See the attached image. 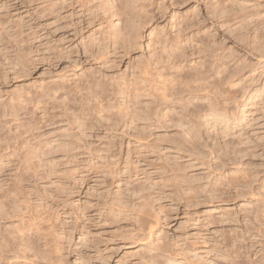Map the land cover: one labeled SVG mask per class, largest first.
Masks as SVG:
<instances>
[{
	"label": "rangeland",
	"instance_id": "obj_1",
	"mask_svg": "<svg viewBox=\"0 0 264 264\" xmlns=\"http://www.w3.org/2000/svg\"><path fill=\"white\" fill-rule=\"evenodd\" d=\"M232 1L146 0L154 22L138 32L142 39L136 47L121 41L119 48L104 40L107 26L119 23L113 0L107 4L113 12H99L101 22L88 21L77 5L69 7L72 0H0V182L21 186L32 204L42 200L40 215L50 208L49 226L62 247L63 264H167L171 242L197 264L203 258L207 264H264V61L258 64L244 52L241 19L249 5L236 0L235 15ZM255 10L264 18V4L249 8ZM181 37L188 40L180 45L187 69L201 61L212 65L218 57L259 65L233 87L211 91L226 99L215 114L224 118L210 116L208 91L186 98L191 102L187 111L201 112L202 119H193L197 127L177 106L163 109L162 116L150 113V82L174 74L166 64L153 63L154 53L161 52L156 42L173 44ZM125 89L131 93L128 106L138 115L132 125L120 115ZM193 146L200 155H193ZM128 156L132 180L123 174L114 183L104 178L103 163L122 157L124 162ZM169 165L180 178L169 179ZM127 180L156 193L151 208L140 209L139 195L124 192ZM230 186L220 203L215 191L228 192ZM210 191L215 195L208 201L200 196ZM107 194H122L130 201L125 200L128 209L114 210ZM144 213L157 223L151 225L150 239L142 232ZM14 224L9 216L1 218L0 234L7 236ZM53 254L40 258L41 264H57Z\"/></svg>",
	"mask_w": 264,
	"mask_h": 264
},
{
	"label": "bare ground",
	"instance_id": "obj_2",
	"mask_svg": "<svg viewBox=\"0 0 264 264\" xmlns=\"http://www.w3.org/2000/svg\"><path fill=\"white\" fill-rule=\"evenodd\" d=\"M108 1H110V0H75V1L72 0V3L70 2L71 4L68 5V6L69 7H73V6L77 5V7L81 10L84 18L86 17V19H87V17H89L87 20L90 21L92 19L99 18V16H100L99 15V12L100 11L102 13L106 14V15H109V13L106 12L109 9H110L109 11H111V5H110V7H107V4L109 3ZM113 1L115 3V7L112 6V9L115 12L114 15H116V18H117V20L120 23V26H118L119 23L117 25L118 27L115 26L112 23L115 27H117V28H113L114 26L111 27V23H110V25L107 26L108 27L107 28L108 30L106 32V35L107 36L105 37L104 40L112 43L114 46H118L119 48L121 46V41L122 42H125V43L127 42L129 45L127 43L126 44L129 47H136V44L138 42V37H140L138 32L140 30H144L146 27H148L151 23L154 22V18L152 17V14L149 15L148 14V9H146L147 8L146 0H113ZM245 1H246V4L249 5V8L250 7H253L254 5L255 6H259V4H264V0H245ZM232 4H233V6H232V9L231 10L233 11V14L236 15V11L238 9L236 0H233L232 1ZM249 8H246V12H245L243 18L241 19L242 28L244 29V33L242 32V37H241L242 39L239 36H238V38L241 39L243 41V43H244V46H243V48H245L244 52L246 54L247 53H251V55H253L256 58L257 63L258 64H261L264 61V18L261 17V14H260L261 12L259 10H255L254 11L256 13L255 14V13H251L249 11ZM58 10L59 11L62 10V7L59 6V9ZM93 10H96L95 13L93 12ZM113 10L111 12H113ZM73 11H75V10H73ZM91 14L92 15L95 14V16L92 17ZM111 14L112 13H110V16L112 17ZM72 17H74V16H72ZM233 20L234 21H237V19H233ZM97 21L101 22V18L97 19ZM187 28H189V27H187ZM240 31H241V29H240ZM158 34L155 35V36L156 37L159 36ZM132 38L134 39V41L131 40ZM182 38L183 37H181V39ZM139 39L141 40L142 38L140 37ZM186 41H188V40L184 38V39H182V40H180V41H178L176 43H173V44L169 40H166V39H162V40H159V41L156 42L157 46H160V47H157V49L160 50L161 52L159 53V56L155 55V53H154V55H153L154 56L153 63H155L158 67H162V65L165 66V64H166V66L168 67V71L169 70H173L174 71V74H172V76H169V77H171L169 79H167V77L166 78L163 77V78H165L163 81L158 82L159 80L158 81H156V80L154 81L153 80L152 81L153 84H152V82H150L151 85L149 84L150 85V89L148 91L149 92L148 96L151 99V100L149 99L150 100V105H149L150 113L152 112V114H155V115L158 116V114H160L161 111H163V109H165L167 111V109L169 107H171V106H177V107H179L177 109H181L183 111V113H184L189 108V103H191L190 101L187 102L186 101L187 100L186 98L194 99V98L200 97V93L201 92H207L208 91L206 94H208V98L210 97V101H209L210 113H211L210 116H212V119H213L214 116H216V118H218V116H220L219 119H221V116H222L221 114L222 113L221 114L219 113V115L218 114L215 115V114H216L217 111L220 110V106L222 105V103L224 105L226 99L224 98V101L223 100L221 101L219 99V96L217 97V95L219 94V92H218L217 95H216V92L214 93V95H212L211 94L212 93L211 91H213V90H217V91L218 90H221L222 89V86H225V85H228L230 87H233V85L237 81L240 82L241 76L246 71L253 72V71H255L254 69L257 66H259V65H252V63L248 62L246 60V58L244 60H240L239 59V60L224 61L223 57H218L217 60L215 61V63H212V65H207V63L201 61L199 64H195V66H192L191 69H187L188 66H183L182 65L187 58H184L182 56V52L184 51V49L182 48V46H180V45H182L183 42H186ZM128 46H124L122 49H126ZM151 46L152 45H150V47ZM161 60H162V62H161ZM187 61H188V59H187ZM164 69H166V68H164ZM135 90H137V92H138V91L141 90V88L140 89H137L136 88ZM220 93H222V92H220ZM244 93H246V92H244ZM130 94L131 93H130L129 89H128V91L125 89L121 93L122 96L120 95L123 98V101H124V103H123L124 107L122 106V109L124 108V110H125V112L123 111L124 113H122V114L120 112V115L123 116V118H126V120L128 122L131 121V125H132V122L135 121V117L138 116V115L136 114L137 112H135L136 110H130V108L128 106L130 104V101H129ZM210 95H212V96H210ZM118 109H119V107H118ZM120 109H121V107H120ZM122 109L120 111H122ZM185 114H187L188 117L190 115L191 117H189V121L190 122H193V124H195L196 121L195 120L193 121V119L200 118L199 115H201V112L197 114L196 111H193V112L192 111H187V113H185ZM183 115H180V116L186 118L187 115L186 116H183ZM151 116H153V115H151ZM169 117H173V115L172 116H169ZM190 118H192V120H190ZM205 118H207V117L205 116ZM181 119H183V118H181ZM200 119H202V118H200ZM174 120H176V119H174ZM174 120L172 119V121H174ZM214 121L216 122V120H214ZM217 122H218V120H217ZM219 123H220V121H219ZM196 125L197 124H195V126ZM214 126L215 125H213V127ZM218 126L219 125H217V127ZM196 134H198V133H196ZM194 135H193V137H194ZM178 145H179V143H178ZM111 148H113V147L111 146ZM193 148H194V146H193ZM195 149L196 148H194V150H193V155H195V154L196 155H200L201 153L196 152ZM191 152H192V150H191ZM194 152H196V153H194ZM92 154L93 153H91V155ZM223 156H225V155H223ZM112 157H114V156H112ZM122 158L117 159L115 161H111L110 160V161H107L108 163L106 162L107 164L105 163V165L103 163L104 166L101 165L102 166L101 168H102L103 173L106 174L104 176V178L110 179L112 181V183L118 181V179L121 180L122 179L121 174L125 175V177L127 176L128 177L127 178L128 180H132V178H133V176H132L133 174L129 173L128 172V168H127V166L130 163V160L131 159L128 156V158L125 159L124 162H123V159L124 158L123 159ZM108 159H109V157H108ZM216 159H218V157ZM227 159L229 161V160H231L233 158L229 157ZM26 161H29V160H26ZM103 161H105L104 158H103ZM123 163H125L124 164V167H123L124 169H122ZM92 167H93L92 169L95 170L93 165H92ZM169 168H170V170L167 171L166 173H170V177H169L170 180H177V178H180V175L177 174V172H179V170L177 168L172 167L170 165H169ZM92 169H91V171H92ZM98 169H96V170H98ZM3 172H4V169L1 168L0 169V174L3 173ZM125 177L123 179H125ZM128 180L126 182L127 185H125L126 186V189L125 188H122V189H125L126 190L124 192L128 193V195L130 197L135 196V194L139 195L141 201H138V200H136V201L137 202H141V203H137L140 209H146V210H148V208H151L152 207L151 206V203H153V201L156 200L155 199V197H156L155 194L156 193L153 192V190H151L150 187L147 188L146 185L145 186L143 184H141V185H139V184L132 185V183L130 181L128 182ZM119 182H121V181H119ZM3 183L0 182V219L3 218V217H5V216H9L11 219H14L17 222V225L15 226V224H14V227L12 229H10L11 231H9L10 233L7 236L0 234V264H41L40 258H43V256H45V254H47V253H49V255H50V253H54L53 255H56V261H58L59 264H63V261H62V259L60 257V255H61L60 252L62 250V247L60 246V242L56 238L55 233L53 232V227L51 225L49 226V222H51V221L49 219V214H48V212L50 210H48V209H50V208H47V211H48L47 214L48 215L46 213H43V212H46V211H44L45 209L42 211L43 214L40 215L39 211L42 210L41 207H44L43 205H45L42 200H41L42 204H32L33 202L32 203L30 202L29 196L27 195L26 192H23L21 186L19 187V186H14V185H11V184H5V182H3ZM237 187H238V185H237ZM229 188L230 189L228 190V192H225V191L223 192V191H221L222 189L221 190H218L217 189L216 191L214 190L215 192H217V191L219 192L217 199H220L219 200L220 203L224 201L222 199V196L229 194V192H231V189H233L232 186H230ZM249 189L250 188H247V190H249ZM223 190H224V188H223ZM118 191H117V193H120ZM122 191H121V193H122ZM202 191H201V193L206 192L205 190L203 192ZM214 191H210L209 193H204V196H203V194L200 195V196L201 197H205V199L206 198H210L211 199V197H213V195H215V194H213ZM239 192L240 191L238 189L237 190V193L239 194ZM117 193H116V195H117ZM207 194H210L209 195L210 197H207ZM252 195H253V193H252ZM118 196H119V194H118ZM118 196L117 197L116 196L114 197V195H113V197L111 196L110 198H109V195L106 196L107 199H108L109 204L111 202L110 206H112V208L114 210L118 211V212H122V210H127L128 209V204H127L128 202H126V201H129L130 200V197L127 196V194H126L125 197H128L129 200H126L127 199L126 198L125 199L126 201H125V200H123L124 197H123L122 194L119 196L120 198H118ZM121 196L123 197V199L121 198ZM135 197H132V198H135ZM204 200H203V203H204ZM206 200L208 201V199H206ZM134 201H133V203H134ZM136 201H135V203H136ZM212 202H213V200H212ZM190 203H191V201H190ZM190 203H188V206H189ZM196 203H198V202H196ZM213 204H215V203H213ZM136 205H134V206H136ZM188 206H187V208H188ZM191 206L189 208H191ZM184 207H186V206H184ZM193 207H196V206H193ZM39 208H40V210L38 211ZM116 213L117 212H114L113 211V213H111V214L114 215V216H116ZM148 215L149 214L144 213V215L141 217V220L140 221H141V225L143 227L142 232H144L146 234L145 235L143 233L145 235L144 238L147 237L148 239H150V237H151V234L150 233L153 230V228L151 229V227H152L151 225L153 223H154L153 225H155L157 223L155 221L153 222V220H152L153 218L150 219L151 217H148ZM9 221H11V220L9 219ZM11 224H13V222ZM52 225H53V222H52ZM148 233L150 234V236H149ZM191 237H193V236H191ZM203 237H200V238H203ZM226 240L227 239H224V243L222 242L225 245H226V242H225ZM196 243L194 241L193 244L195 245ZM204 243H205V241H204ZM206 243H207V245L209 244L208 242H206ZM216 243L214 244L215 246H216ZM233 244L237 245L236 243H233ZM151 245H152V243H151ZM194 245L192 246V248L194 247ZM217 245H220V244H217ZM185 247H187V246H185ZM228 247H230V245ZM228 247H227V249L225 248V250H228ZM234 247H236V246H233V248ZM183 248H184V246H183ZM233 248L230 247L229 249H232L233 250ZM166 249L165 250H166L167 253L164 250L163 251L167 255V256L164 255L167 258V264H177L176 263V261H177L176 258L177 257L179 258V261H180L179 264H197L198 263V261H195V260L194 261H191L190 260L191 258L190 259L188 258V256L185 254V252H184L183 249H180L181 252L179 251V253H178V250H175V245L172 242L171 243H168ZM199 251H201V250L199 249ZM206 251H207V248H206V250L204 252L205 253H208ZM228 251L226 253H228ZM195 252H196V250H195ZM201 252H203V250ZM211 253H213V251L210 252V254ZM238 253H239V251H238ZM196 254H198V253H196ZM203 255H205V254H203ZM214 256H212V257L214 258ZM222 256H223V254H222ZM229 256H231V255H229ZM229 256H228V258H229ZM158 257H160V255H158ZM205 257H207V256L205 255ZM53 258H54V256H53ZM154 258H155V255H154ZM224 258H226V262H228L227 261V257L224 256ZM199 259H202V256H200ZM205 259L206 258H203L202 259L203 262H204ZM196 260H197V257H196ZM222 260L224 261L225 259H222ZM219 261H221V258H220ZM203 262H201V264H203ZM211 262L212 261H210V264H212ZM236 262H234V263H236ZM230 263H231V261H230ZM206 264H207V262H206ZM208 264H209V261H208Z\"/></svg>",
	"mask_w": 264,
	"mask_h": 264
}]
</instances>
